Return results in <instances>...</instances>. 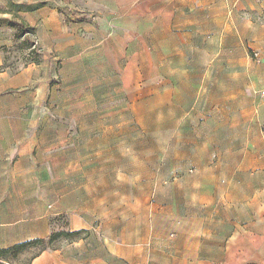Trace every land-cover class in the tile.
I'll list each match as a JSON object with an SVG mask.
<instances>
[{
    "label": "rangeland",
    "instance_id": "374dc122",
    "mask_svg": "<svg viewBox=\"0 0 264 264\" xmlns=\"http://www.w3.org/2000/svg\"><path fill=\"white\" fill-rule=\"evenodd\" d=\"M59 12L65 29L56 49L39 47L22 20L1 48L0 224L23 237L85 229L32 246L13 264L54 246L106 255L104 237L112 235L132 243L148 212L194 209L192 181L211 173L202 166L238 156L228 142L238 128L223 120L225 109L237 108L221 96L239 71L207 70L195 63L198 51L192 63L190 43L180 37L190 23L173 17L166 32L152 28L151 35H142V25L125 36L118 29L116 43L121 20L73 5ZM195 29L200 37L210 28ZM147 36L144 54L137 38ZM25 67L33 68L27 81L18 74ZM254 71L247 70L248 82ZM247 93L264 98V85Z\"/></svg>",
    "mask_w": 264,
    "mask_h": 264
},
{
    "label": "crops",
    "instance_id": "0c3cea01",
    "mask_svg": "<svg viewBox=\"0 0 264 264\" xmlns=\"http://www.w3.org/2000/svg\"><path fill=\"white\" fill-rule=\"evenodd\" d=\"M72 5L82 13L98 11L104 20H121L116 37L110 36L116 43L118 29L125 36L142 25L147 27L142 35H151L152 28L166 32L173 17L178 24L190 23L181 28L180 37L181 43H190L192 63L193 51H198L201 57L198 54L195 63L206 65L207 70L239 71L237 82L228 83L221 96L223 105L237 108L233 113L225 109L223 120L230 129L238 128V134L232 131L228 140L229 150L238 148V156L202 166L201 171L211 173L192 181L194 209L148 212L136 241L104 237L106 255L89 258L75 255L70 247L54 246L40 251L30 264H112L113 259L128 264H264V98H248L247 93L248 86L264 85V0H0V64L2 46L15 39L17 20L33 28L39 47L56 49L65 29L59 10ZM202 24L210 29L199 37L194 31ZM140 37L144 54L149 53L145 43H151L150 37ZM201 42L208 45L200 47ZM29 69L18 73L26 81L33 72ZM247 70H256L249 82ZM5 73L1 69L0 79ZM83 228L81 224L67 231ZM17 232L13 225L0 224V248L44 237H23ZM73 243L80 247L83 240Z\"/></svg>",
    "mask_w": 264,
    "mask_h": 264
},
{
    "label": "trees",
    "instance_id": "16d2710c",
    "mask_svg": "<svg viewBox=\"0 0 264 264\" xmlns=\"http://www.w3.org/2000/svg\"><path fill=\"white\" fill-rule=\"evenodd\" d=\"M81 230H74V231H56L52 232L48 237H35L31 239H27L24 241H20L9 245L7 247L0 248V264H13V261L16 260L19 254L23 251L27 250L28 248L36 245L42 244H50L56 239L61 236H72L77 235ZM36 253L35 255H37ZM33 255L26 264H30L32 258L35 256ZM7 258H11V260H7Z\"/></svg>",
    "mask_w": 264,
    "mask_h": 264
}]
</instances>
